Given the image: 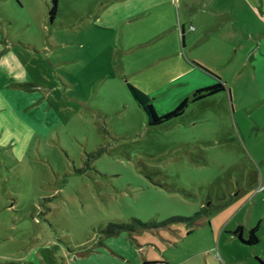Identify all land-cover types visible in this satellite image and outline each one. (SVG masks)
I'll use <instances>...</instances> for the list:
<instances>
[{"label": "rangeland", "instance_id": "374dc122", "mask_svg": "<svg viewBox=\"0 0 264 264\" xmlns=\"http://www.w3.org/2000/svg\"><path fill=\"white\" fill-rule=\"evenodd\" d=\"M49 2L0 0V264H99L128 244L155 262L264 264V90L254 83L258 53L248 54L264 34L262 7L263 23L243 20L254 34H236L238 51L224 54L236 64L223 68L231 95L190 101L181 117L153 127L127 83L158 113L171 111L192 88L160 89L156 78L174 76L182 57L111 54V33L81 25L92 0H61L53 24ZM153 59L152 69L134 73ZM250 181L249 205L236 215L241 203L217 208L244 198ZM204 206V225L168 222ZM136 219L155 228L103 232L110 223L136 227ZM257 223V245L231 233L242 224L248 237Z\"/></svg>", "mask_w": 264, "mask_h": 264}, {"label": "crops", "instance_id": "0c3cea01", "mask_svg": "<svg viewBox=\"0 0 264 264\" xmlns=\"http://www.w3.org/2000/svg\"><path fill=\"white\" fill-rule=\"evenodd\" d=\"M60 1L61 0H59V7ZM256 3L251 0H92V6L87 15L88 18L82 20L81 25L91 24L93 25L92 27L111 33L116 42L113 48H108L111 54H159L162 55L161 58L164 59L168 57V54L181 56L183 63L180 67L184 68L183 71L178 72L177 68L180 67L173 66L174 76L171 75L164 78L158 76L159 78L156 79L158 80V84H160L159 86H161L159 87L160 89H168L167 87L170 89L171 87L174 88L171 90L177 91L181 86L190 85L192 89L189 95H187L190 96L192 94L193 96L197 90L207 88L217 83H224L226 85V90L209 97H214L221 93H228L231 95V91L227 89L228 82L226 83L223 81L227 80L225 76L226 72L223 68L227 63L233 64L236 68V64L233 63V57L229 56L227 60L223 57L224 54H234L238 51V48H236L238 43L235 42L237 39L234 38L236 34L245 33L248 37L254 34V32L246 33V31L241 29V22L243 20H250V18H248L250 16L263 23L260 16H257V5H260L264 10V0L261 4L260 0H256ZM262 25H264V23ZM259 37H257L255 43L250 47L248 54L253 55L258 53L256 54V68H254V75L256 78L254 83L256 84L257 82L256 86H258L259 90L263 91L264 34ZM185 54H187V58L184 57ZM251 58L252 57H250V59ZM158 59L160 58L156 60ZM156 60L141 61L134 73H145L152 69ZM14 92L16 93V91ZM16 97L18 98V95H15L14 99H16ZM191 97L185 99H190ZM209 97H205L193 103L201 102ZM202 120L203 119H198L194 122L197 123ZM235 121L239 133L241 134L242 132L245 137L247 134L249 138L248 132L244 130L242 125L240 126L239 120L236 118ZM197 143L206 144V141H197ZM238 144L241 146L239 140ZM253 147L252 145V148ZM249 150H251L250 147ZM193 158L198 160L195 157ZM252 186L253 182L250 181L248 192L244 191L246 197L244 196L243 198L241 194H238L231 199L229 195L230 200H228V198L221 200L217 208L225 209L228 202L241 203L233 213V215H236L237 212H240L251 203L253 197L251 194L254 191V187ZM167 192L173 193L175 191L169 189ZM224 194H226V192H224ZM225 196L226 195L222 197ZM241 200L242 202H240ZM197 213L199 214L198 216ZM207 213L206 206H204L191 217L197 216L194 220L196 221L197 219H203L204 215ZM206 222L208 221L203 219L202 225L206 224ZM256 225L259 224L257 223ZM256 225L250 227L248 237L246 236V230L242 224H234L231 233L235 238H238L244 243L239 235L235 234V231L238 227H241L243 238L248 239L251 228ZM225 229H227V227H225ZM191 233L192 231H190L189 234ZM139 248H142V246ZM118 252L119 254L116 255L113 252V255L116 256L114 258L112 257L113 255L108 252L107 260L99 264H114L113 259L116 261V264H161V261L155 262L152 261V259H145L146 252L143 253L140 250L134 249L130 244L123 249H119ZM140 255H142L143 261L140 259ZM219 258V260L216 258L215 253L214 259L216 262L219 261L220 263V255ZM233 258L234 257L228 259L229 263H231L230 260ZM78 261H83L82 257H79ZM163 261L171 264V262L167 260Z\"/></svg>", "mask_w": 264, "mask_h": 264}, {"label": "trees", "instance_id": "16d2710c", "mask_svg": "<svg viewBox=\"0 0 264 264\" xmlns=\"http://www.w3.org/2000/svg\"><path fill=\"white\" fill-rule=\"evenodd\" d=\"M48 8H49L48 18L49 21L53 23L56 19L59 10V0H50V2L48 3ZM128 88L131 92L132 97L135 99L138 105L145 111L148 125L157 127V126H162L163 124L169 122L170 120H173L183 115L190 101L195 102L205 97H209L211 95L224 91L226 90V85L224 83H217L207 88L197 90L190 99H185L174 110L162 115L158 114V112L156 111L149 95H147L145 92L135 87L131 83H128ZM198 215L199 214L197 213V216ZM197 216L195 217L176 216V217H172L168 222L184 221L187 223H193V221ZM136 221H137L136 227L127 223H116V224L110 223L106 227L107 229H105V231L103 232L107 233V235L109 236H113L121 233V231H135L136 228L138 229L155 228V224H153L152 222L144 223L138 219H136ZM163 224L165 223H160L159 225H163ZM258 228L259 225H256L255 227L251 228L250 236L248 239L243 238L241 234V227H238V229L235 231V234L239 235L240 239L244 243L254 246L260 242V237L257 234Z\"/></svg>", "mask_w": 264, "mask_h": 264}, {"label": "built area", "instance_id": "2783aa9c", "mask_svg": "<svg viewBox=\"0 0 264 264\" xmlns=\"http://www.w3.org/2000/svg\"><path fill=\"white\" fill-rule=\"evenodd\" d=\"M161 264H168L167 262H161Z\"/></svg>", "mask_w": 264, "mask_h": 264}]
</instances>
